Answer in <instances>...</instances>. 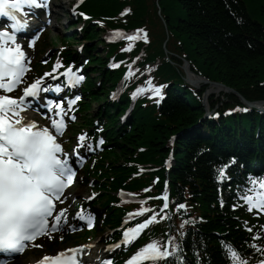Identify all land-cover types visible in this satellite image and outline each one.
<instances>
[{"label":"trees","instance_id":"1","mask_svg":"<svg viewBox=\"0 0 264 264\" xmlns=\"http://www.w3.org/2000/svg\"><path fill=\"white\" fill-rule=\"evenodd\" d=\"M159 1L162 18L174 34V47L168 44L170 51L179 49L193 70L209 79L234 88L239 86L236 88L243 94L264 97V0ZM125 2H130L134 9L126 25L149 27L145 25L148 22L153 39L159 41L156 45L153 43L152 58L162 57L163 24L155 6L148 1L100 0L92 6L88 4L87 9L96 16H110ZM103 59L102 56L95 58L100 67L105 63ZM161 72L166 79L174 77L182 81L179 70L169 63L161 67ZM115 76L116 73L105 70L102 85ZM175 86L186 91L182 95H188L189 101L170 87L159 106L138 105L128 124L106 131L113 141L110 174L115 176L113 183L120 184L133 170L122 164L124 160L159 165L168 151V138L175 136L169 185L175 218L185 226L184 232L175 236L179 238V251L181 248V255L191 261L197 255L204 264H231L224 245H239L244 236L227 207L219 208L211 164L212 160H225L229 153L241 156L247 163L248 156L264 161V114L256 111L236 114L220 118L216 124L209 121L206 126V121H201L198 101L186 88ZM118 109L117 104L112 107L114 111ZM199 122L201 127L196 126ZM162 171L157 173L161 177ZM148 175L143 183L131 180L129 187L142 189L152 178V174ZM179 203L187 205L186 211H176ZM111 217L115 216L111 214ZM178 258L179 255L172 261L180 264Z\"/></svg>","mask_w":264,"mask_h":264},{"label":"snow or ice","instance_id":"2","mask_svg":"<svg viewBox=\"0 0 264 264\" xmlns=\"http://www.w3.org/2000/svg\"><path fill=\"white\" fill-rule=\"evenodd\" d=\"M46 6L43 0H0V17H7L11 28V31L0 29V252L5 254L20 253L29 242L35 241L38 237L52 238V232L61 230L66 224L68 209L58 207V205H63L68 199L66 189L77 179L74 165H79L83 160L79 150H95L87 132L78 134L77 143L71 154L64 150L62 143L58 140L67 128V120L76 119L75 105L82 99L81 95L73 94L63 97L57 95L56 98L47 95L50 92L61 94L66 88H75L82 83L85 79L84 75L80 74L83 64L79 68H74L75 62H73L65 68L63 62L57 59L50 71L44 72L42 76L24 86L21 95H12L24 84V77L30 71V56L25 51V46L17 41V37L20 34L31 33L27 45L29 48L34 47L35 40L39 38L37 31L39 26L30 25L29 13L25 9L31 10ZM129 11L130 9H125L121 16ZM81 15L89 19L86 14L81 13ZM97 23L103 24V21H97ZM117 38L128 41L126 47L120 49L125 52H131L135 41L143 40L147 43L149 40L147 31L143 28L135 29L131 33L116 29L108 37L110 40ZM139 59L140 57L137 56L132 63L128 64L124 81L134 75L133 65ZM42 63H47V61L42 60ZM118 66L116 63L111 65L113 68ZM61 68L63 71H59ZM151 70V67H147L145 72L150 73ZM140 75L143 76L144 72ZM61 77L64 78L63 82L48 83L46 81V78L57 81ZM124 81H122V86ZM164 87L165 85L162 84H154L153 78L149 75L144 85H138L131 95L135 99L138 95L150 92L151 96L163 99L162 89ZM42 93L45 95H41ZM160 99L156 102L159 103ZM40 103H43L47 112H42L37 107ZM29 109L38 112L49 123L41 124L37 120L28 118ZM103 143L104 140L101 137L98 145ZM228 166L226 164L219 169L218 180L225 178V170ZM246 183L247 186L242 193H238L239 199L244 201L249 212L255 210L256 215L264 213V177L249 174ZM165 185V192L160 197H156L164 200L159 209L141 207L134 213L126 214L128 217H134L151 212V215L135 224L134 227L123 230L122 243L125 246L130 245L154 222L170 218L164 211L169 207L167 182ZM121 194L123 195V192ZM96 195L97 193L93 192L86 199L91 200ZM140 203L143 205L145 201L141 200ZM221 204H223L222 200ZM238 206L234 204L233 208ZM186 209L187 205L184 203L176 206L178 213ZM75 215L79 220L86 221V227L89 229L94 226L91 214L86 216L81 211H77ZM71 230L74 231L75 228ZM247 231L252 232V228L248 227ZM260 236L261 233L257 232L253 240L259 239ZM173 241L174 238L170 235L166 242L167 246H162L158 240H150L137 249L125 264H140L142 261H151L155 264V261L159 259L173 256L178 251V246ZM34 246L42 247V245ZM90 247L92 246L82 244L61 249L54 255H44L36 264H82L81 258L87 255L86 249ZM119 247L120 244H116L109 246V249ZM224 247L231 264H249V261L242 258L230 244H225ZM251 247L257 252L261 251V247L255 243ZM169 248L172 250L170 251ZM180 259L182 261V258ZM0 264H5V262L0 261ZM104 264H112V261L106 260ZM256 264H264V259L256 261Z\"/></svg>","mask_w":264,"mask_h":264},{"label":"rangeland","instance_id":"3","mask_svg":"<svg viewBox=\"0 0 264 264\" xmlns=\"http://www.w3.org/2000/svg\"><path fill=\"white\" fill-rule=\"evenodd\" d=\"M55 1H59V0H55ZM54 9L56 10V11H58L59 9H57L56 7H54ZM65 11H66V9H65V7L63 8ZM63 13H66V12H63ZM61 15H62V18L61 17H56L57 19H55L54 17H53V19H54V21H55V25H52L51 27H49L48 29H47V33L42 37V42H44L45 40H46V38H47V44H45L44 46H42V50L44 51L45 49H46V52H48V53H52V55L53 54H55V48L57 47H52L51 46V39L50 38H52V36H54V35H58V34H61L66 28H67V19H68V15L66 14H62L61 13ZM66 18V19H65ZM47 35V36H46ZM49 35V36H48ZM46 36V37H45ZM45 37V38H44ZM41 42V43H42ZM44 44V43H43ZM42 44V45H43ZM45 46H46V48H45ZM43 48H45V49H43ZM192 77H193V79H194V76L193 75H191ZM198 83H201V82H198ZM200 85V84H199ZM197 86V85H196ZM209 88H211V92H210V94L209 95H207V97H206V99H208V98H210V96H212L213 95V97H214V99H216V98H218V97H220V94L221 93H225V92H222L221 90L219 91V90H217V91H214L215 89H216V87L215 86H212V87H209ZM213 88V89H212ZM92 106L93 107H96V104H92ZM207 125H209V124H207ZM80 187V189H81V191H82V193L83 194H87L88 193V187L86 186V185H83V186H79ZM100 248L102 249V244L100 243Z\"/></svg>","mask_w":264,"mask_h":264},{"label":"bare ground","instance_id":"4","mask_svg":"<svg viewBox=\"0 0 264 264\" xmlns=\"http://www.w3.org/2000/svg\"><path fill=\"white\" fill-rule=\"evenodd\" d=\"M45 4L47 5V2H45ZM155 9L156 10H158L159 9V5L157 6V7H155ZM42 25L44 24V23H42V20H41V22H40ZM41 25V26H42ZM113 42L116 44V45H119V46H117V47H119V48H124V47H126V45H127V43H128V41L127 40H125V39H123V38H117L115 41H111L110 42V45L112 46V44H113ZM138 47V45H135V48H137ZM135 52L138 54V56L140 57V58H142L144 55L142 54V53H140V52H138L137 50H135ZM201 76L202 77H205V75L203 74V73H201ZM188 79L189 80H193V78L191 77V75H190V77H188ZM185 87V85L184 84H181V88H184ZM236 87H239V86H236ZM236 87H235V89H236ZM171 91H173L174 90V86H172L171 87V89H170ZM217 90H219V88H216L214 91H217ZM220 91V90H219ZM212 93V92H211ZM181 94H183V91H181ZM239 95H240V99L242 100V102L244 103V104H247V103H249L250 101H252V100H255L256 99V97L254 96V95H252V94H243L242 92H240L239 93ZM132 114H133V112H130L129 114H127V116L125 117V118H127V119H131L132 118ZM213 124H216V122H213ZM259 165L260 164H264V161L263 160H260V162L258 163ZM232 168H235V167H232ZM50 245H48V247H49ZM52 248H56V247H52ZM40 251H36L34 254H33V256L34 255H38V253H39ZM93 256H94V252H92L91 253V255L86 259L87 261H92L93 260Z\"/></svg>","mask_w":264,"mask_h":264}]
</instances>
